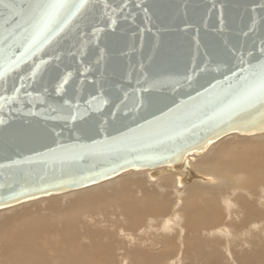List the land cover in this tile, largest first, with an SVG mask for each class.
I'll list each match as a JSON object with an SVG mask.
<instances>
[{
    "label": "water",
    "instance_id": "water-1",
    "mask_svg": "<svg viewBox=\"0 0 264 264\" xmlns=\"http://www.w3.org/2000/svg\"><path fill=\"white\" fill-rule=\"evenodd\" d=\"M67 2L41 35L0 17V209L264 132V0Z\"/></svg>",
    "mask_w": 264,
    "mask_h": 264
},
{
    "label": "bare ground",
    "instance_id": "bare-ground-1",
    "mask_svg": "<svg viewBox=\"0 0 264 264\" xmlns=\"http://www.w3.org/2000/svg\"><path fill=\"white\" fill-rule=\"evenodd\" d=\"M188 165L0 209V264H264V132Z\"/></svg>",
    "mask_w": 264,
    "mask_h": 264
},
{
    "label": "snow or ice",
    "instance_id": "snow-or-ice-1",
    "mask_svg": "<svg viewBox=\"0 0 264 264\" xmlns=\"http://www.w3.org/2000/svg\"><path fill=\"white\" fill-rule=\"evenodd\" d=\"M71 7L67 0H33L26 7L16 3V0H0V17H4L5 24L12 22L16 28L26 24L36 35H41L57 21L61 10L67 11ZM257 75L260 91L264 94V66Z\"/></svg>",
    "mask_w": 264,
    "mask_h": 264
}]
</instances>
